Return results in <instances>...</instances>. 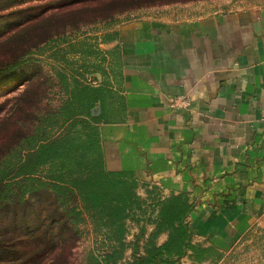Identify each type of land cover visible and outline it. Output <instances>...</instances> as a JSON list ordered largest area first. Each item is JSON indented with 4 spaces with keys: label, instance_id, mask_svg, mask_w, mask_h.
<instances>
[{
    "label": "crops",
    "instance_id": "crops-1",
    "mask_svg": "<svg viewBox=\"0 0 264 264\" xmlns=\"http://www.w3.org/2000/svg\"><path fill=\"white\" fill-rule=\"evenodd\" d=\"M108 43L118 81L99 125L106 170L185 194L191 233L225 247L264 217V4L135 19ZM172 96L190 109L171 110Z\"/></svg>",
    "mask_w": 264,
    "mask_h": 264
},
{
    "label": "rangeland",
    "instance_id": "rangeland-1",
    "mask_svg": "<svg viewBox=\"0 0 264 264\" xmlns=\"http://www.w3.org/2000/svg\"><path fill=\"white\" fill-rule=\"evenodd\" d=\"M261 4L264 0H0V175L8 168L9 159L15 162L11 157L17 155L14 150L20 139L28 136L49 110L61 106L74 86H106L111 98L118 75L112 70L116 53L110 52L108 42L117 26L135 19L193 18ZM48 169L42 167L33 176L44 180ZM11 190L18 193V184ZM43 191L35 194L37 200L28 206L0 212V238L7 229L17 232L21 222L35 220L44 208L42 200L48 191ZM134 192L136 204L122 221L124 249L119 253L115 233H107L91 211L81 206L83 221L76 226L79 238L72 264H88L90 256L101 258L112 250L117 252L114 264H129L132 249L142 254L159 204L172 195L145 183H137ZM189 202L195 207L194 201ZM46 209L49 213L50 208ZM191 211L185 220L192 244L219 250L211 251L203 264H264V217L230 244L216 247L191 233ZM165 239L166 235H160L157 245ZM172 262L193 264L186 256Z\"/></svg>",
    "mask_w": 264,
    "mask_h": 264
},
{
    "label": "trees",
    "instance_id": "trees-1",
    "mask_svg": "<svg viewBox=\"0 0 264 264\" xmlns=\"http://www.w3.org/2000/svg\"><path fill=\"white\" fill-rule=\"evenodd\" d=\"M109 99L106 86H74L70 97L38 119L31 133L16 144L17 155L11 157L15 162L9 159L0 175V212H15L36 201L35 194L46 189L48 193L34 221L21 222L17 232L7 229L0 238V264H72L79 238L76 226L83 221L81 206L107 233H115L116 249L123 251L122 221L136 204L134 189L139 182L129 173L106 170L99 125L106 121L103 113ZM96 106L101 113L93 116ZM42 167L49 168L44 180L33 176ZM17 184L18 193L12 194L11 187ZM192 208L185 194L162 201L142 254L132 249L129 264H174L173 259L185 256L193 264H203L211 251H219L192 244L185 220ZM162 234L166 239L157 245ZM116 253L90 256L88 264H114Z\"/></svg>",
    "mask_w": 264,
    "mask_h": 264
},
{
    "label": "built area",
    "instance_id": "built-area-1",
    "mask_svg": "<svg viewBox=\"0 0 264 264\" xmlns=\"http://www.w3.org/2000/svg\"><path fill=\"white\" fill-rule=\"evenodd\" d=\"M191 101L188 96H172L167 98L166 104L171 110H189ZM261 122L264 126V116L261 118Z\"/></svg>",
    "mask_w": 264,
    "mask_h": 264
},
{
    "label": "water",
    "instance_id": "water-1",
    "mask_svg": "<svg viewBox=\"0 0 264 264\" xmlns=\"http://www.w3.org/2000/svg\"><path fill=\"white\" fill-rule=\"evenodd\" d=\"M99 112H100V108L97 107L96 109H94V110L92 111V115L95 116V115H97Z\"/></svg>",
    "mask_w": 264,
    "mask_h": 264
}]
</instances>
